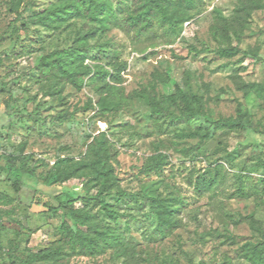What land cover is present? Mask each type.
I'll use <instances>...</instances> for the list:
<instances>
[{
    "label": "rangeland",
    "instance_id": "obj_1",
    "mask_svg": "<svg viewBox=\"0 0 264 264\" xmlns=\"http://www.w3.org/2000/svg\"><path fill=\"white\" fill-rule=\"evenodd\" d=\"M64 2L17 0L14 6L0 0V154L25 157V172H32L24 175L19 193L13 189L15 178L0 177V191L14 198L2 205L0 248L25 256L28 250L59 245L60 215L47 208V192L95 195L98 189L79 176L52 187L44 182L82 162L105 132L118 177L105 201L117 210V219L108 218L97 203L74 201L69 207L89 210L104 226L115 228L129 253L82 256L65 247L58 264H250L242 257L245 246L258 243V229L264 230V92L246 93L239 86H264V7L241 22L235 18L237 0H195L187 10L189 22L177 28L157 24L142 39L114 24L106 32L98 30L90 45L112 42L116 58L127 63L114 90V107L102 112L89 77L76 87L59 77L47 79L36 68L40 56L67 49L79 34L100 26L90 18L70 19L59 29L36 23L34 16ZM112 4L120 20L133 10L125 0ZM203 46L214 51L233 46L248 55L220 58L203 52ZM90 54L87 66L103 65L98 61L102 54ZM157 73L170 80L159 85L160 93L170 95L179 85L188 95L203 97L207 118L180 122L152 116L149 96ZM90 101L93 108L87 109ZM240 110L252 130L235 125ZM218 121L226 127L216 128ZM198 129L209 130L204 143L191 135ZM156 154L166 156L169 165L163 174L146 177L141 168ZM205 172L214 185L199 194L196 179ZM155 196L184 201L179 228L171 234L158 233L149 207ZM60 199L66 203L70 197L65 193ZM12 262L0 253V264Z\"/></svg>",
    "mask_w": 264,
    "mask_h": 264
},
{
    "label": "trees",
    "instance_id": "obj_2",
    "mask_svg": "<svg viewBox=\"0 0 264 264\" xmlns=\"http://www.w3.org/2000/svg\"><path fill=\"white\" fill-rule=\"evenodd\" d=\"M237 1L235 18L241 22H247L253 11L264 7L260 0ZM112 2L113 0H65L62 5L34 16L36 23L53 29H59L66 21L73 18H90L99 23L100 26L90 29L85 34H79L69 48L55 50L40 56L36 68L47 79L59 77L76 87H81L84 79L89 77L90 82L96 83L93 91L97 96L96 104L102 112H109L114 107L116 101L114 90L116 85L122 82V73L127 70V63L116 58L118 52L112 42L90 45L89 41L96 36L97 31L106 32L110 25L114 24L127 33H132L136 39H142L145 35L150 34L157 24L171 25L172 28H177L189 22L190 16L187 14V10L195 7V0H125L131 4L133 10L120 20ZM11 3L15 6L17 0H11ZM119 3L122 2L119 1ZM19 17L21 16L19 15ZM95 50L103 55L102 58H98V61L103 65L93 69L85 63L91 58L90 52ZM202 50L226 59L239 54L248 55V52L233 46L219 48L215 51L203 46ZM1 63L0 60V65ZM153 77L152 94L149 96L152 116L166 117L180 122H192L199 117L207 118L203 97L190 96L179 85L175 86V92L170 95L160 93L159 85H167L170 80L168 76L161 73L154 74ZM239 89L246 93L264 92V86L256 83L242 84ZM91 108L93 105L90 101L87 104V109ZM237 119L239 121L235 125L245 130H252L251 120L246 119L241 110L238 112ZM215 126L216 128H225L226 124L223 121H218L215 122ZM191 135L198 137L199 143H204L210 138L208 129L204 131L198 129L191 132ZM110 148L111 143L108 135L102 132L89 146L82 162L73 163L70 171L57 170L54 176L45 180L44 184L52 187L62 185L73 177L79 176L83 183H94L98 189L95 195H89L87 192H65L63 189L47 192L51 201L47 208L52 213L60 215V230L63 238L58 246L38 251L28 250L25 256H16L11 249L3 252V249L0 248V253L12 258L13 264H58L65 256V247L70 250V253L82 256H94L107 250H116L126 257L129 253L128 244L125 238L116 232L115 228L104 226L99 218L89 210L69 207L74 201H81L86 205L97 203L108 218L117 219V210L105 201V198L111 196L118 185ZM25 164L26 158L23 156L0 154V177L5 173L15 178L13 189L16 193H19L25 185L24 175H32L30 171L25 172ZM168 165L169 161L166 156L156 154L142 166L141 173L146 177H151L153 174L161 175ZM206 174L207 172L199 175L196 179L195 189L199 194L213 188L214 181L207 182ZM65 193L70 197L66 203L60 199ZM118 193L121 197L125 196L123 192ZM12 201L14 198L0 191L1 205ZM184 205V201L179 198H174V200L160 196L149 198V207L157 219V230L160 235L171 234L179 228L180 214ZM1 218H3V213ZM251 219L254 223L259 224L254 218ZM258 230L260 241L256 244H247L242 254L243 259L250 264H264V230L260 227Z\"/></svg>",
    "mask_w": 264,
    "mask_h": 264
},
{
    "label": "built area",
    "instance_id": "obj_3",
    "mask_svg": "<svg viewBox=\"0 0 264 264\" xmlns=\"http://www.w3.org/2000/svg\"><path fill=\"white\" fill-rule=\"evenodd\" d=\"M1 216H2V205L0 204V224L2 223V218H1Z\"/></svg>",
    "mask_w": 264,
    "mask_h": 264
}]
</instances>
